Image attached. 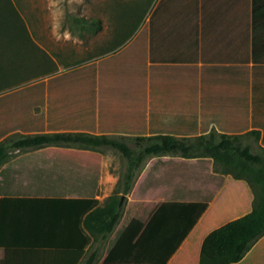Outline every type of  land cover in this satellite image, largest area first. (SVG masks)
<instances>
[{
    "label": "crops",
    "instance_id": "obj_1",
    "mask_svg": "<svg viewBox=\"0 0 264 264\" xmlns=\"http://www.w3.org/2000/svg\"><path fill=\"white\" fill-rule=\"evenodd\" d=\"M143 26L147 27L143 61L148 69L144 88L133 89L135 84H141L142 78L139 74L137 81L122 77L126 72L120 75L117 73L121 72H111L105 82L107 94L102 97L98 93L97 76L94 99L91 91L80 85L69 90L59 82L51 95L45 88L42 105H35L30 98H15L11 106L1 107V129L7 120L14 123L30 117L38 118L36 123L42 120L39 125L44 126V132L80 131L79 124H84L85 120L91 122L94 116L96 123L101 117L113 128L110 130H120L137 124L146 116L149 125L159 127L197 126L198 131L190 133L192 135L201 133L202 126L207 127L205 133L215 130L243 134L252 149L257 142L259 151L264 150V0H156L153 13ZM143 26L129 36L120 49L127 46ZM239 66L248 67V79L241 76ZM227 67L235 69L229 74V70L223 69ZM245 122L246 127L241 131L230 129ZM252 131L260 133L259 140L250 133ZM32 132L36 131H0V141L17 133ZM108 134L127 135L117 131ZM55 147L57 149L52 150ZM73 148L50 145L44 149L52 155ZM13 152L19 155L21 151ZM213 165L211 160L212 171ZM163 188L171 191L163 194ZM257 196L258 191L245 179L231 175H225L223 186L210 201L172 199V189L160 186L149 190L143 198L139 195V200L131 197L127 210L137 201H143L144 207L135 210L126 224V213H123L121 221L105 240L91 239L82 248L81 238L74 240L69 231H62L59 236L52 234L49 210L41 209L44 203L36 199L44 197L0 196V249L32 248L33 254L28 260L32 264H45L53 256L59 264H80L95 250L99 254L97 264H200L206 236L249 213ZM96 198L103 203L99 195ZM4 202L8 203V212H5ZM14 204L20 210L17 216L11 212ZM35 211L42 218H37ZM174 211L179 212L174 215ZM175 223L185 233L184 238L176 248L160 251V242ZM59 239L64 243L54 249L52 244ZM235 264H264V235Z\"/></svg>",
    "mask_w": 264,
    "mask_h": 264
},
{
    "label": "trees",
    "instance_id": "obj_2",
    "mask_svg": "<svg viewBox=\"0 0 264 264\" xmlns=\"http://www.w3.org/2000/svg\"><path fill=\"white\" fill-rule=\"evenodd\" d=\"M76 22L79 23L81 20L76 19ZM89 22L93 23V28H100V24L95 19L82 20L81 24ZM146 42L147 27L143 26L127 46L118 51L113 48L114 52L107 57L89 64H80L58 75L37 79L34 84L16 89L8 93L9 95L1 96L0 108L11 106L15 102V98H30L35 102V105H42L45 88L51 95L59 82L66 85L65 87L69 90H75V85H80L82 89L91 91L94 99L97 76L99 78L98 93L102 97L107 94L105 82L108 81L111 72H121L117 73L118 75L126 72L127 74L124 73L122 77H130L136 81L139 74L142 78L141 84H135L133 89H137L139 86L144 88L148 73L146 63L143 61L146 54ZM1 53L7 56L3 62H7L8 68L13 69L9 68V72L17 73V69L21 67L30 72L34 71L30 77L47 76L54 73V61L34 41L12 0H0ZM16 58H19L21 62L23 60L19 67L14 64ZM30 65H33L32 69L29 68ZM238 68L241 70V76L248 79V67L239 66ZM223 69L229 70L227 73L231 74V70L235 67ZM21 91H27L26 95L20 96ZM11 96L13 98L8 99ZM93 109H95V105ZM143 118L133 126L110 130L113 128L107 126L101 117L96 123L93 116L91 122L85 120L84 124H79V129H82L80 131L59 132H44V126L39 125L42 120L36 123L38 118L32 120L28 117L25 121L15 120L14 123L7 120L2 129L0 127L1 132L13 129L36 132L21 133L19 136L11 135L0 141V196L77 197L75 201H78V205L81 204L74 206L78 208L77 213L70 214L69 220L73 219V221L69 222L67 226L64 224L62 231H69L74 240L81 238L82 248L89 240H105L114 231L123 217L124 195H127L132 188L134 172L151 157H156V159L138 186L141 198L149 190L164 186L172 189V199L210 201L223 186L225 175L232 174L236 178L245 179L258 191V196L249 213L225 223L206 236L201 248L200 264H235L240 262L253 243L264 235V150L254 152L243 134L218 133L215 130L205 133L207 127L202 126L201 133L192 135L190 133L198 131L197 126L192 128L175 127V129L167 126L159 127L153 124L149 125L146 116ZM243 127H246V122L239 126L237 124L230 129L241 131ZM109 131L127 133V135L108 134ZM250 133L259 140L260 133L258 131ZM129 137L134 141L135 148H132L125 140H128ZM50 145L77 149L58 151L51 155L49 150L44 149ZM98 147L114 148L127 159L123 188L116 189L103 203H100L96 198L99 195L102 176V156L96 150ZM15 150L21 152L13 157L12 153ZM165 155H178L182 159L163 160L162 156ZM211 160L218 167H223L224 173L212 171L209 167ZM37 205L36 208H40ZM41 206L49 210V207L44 204ZM143 207V201L134 203L126 211L124 224L131 220L135 210ZM35 214L37 218H42L38 211ZM44 218L46 219V217ZM48 218L52 234L58 233L59 236L62 227L59 231L57 227L56 229L52 227L50 210ZM78 234L80 237H75ZM184 234L179 224L175 223L169 230V235L160 242V251L176 248L184 238ZM57 243L52 244L54 249L61 247L60 239ZM30 254H33L32 248L4 247L0 249V264H32L28 261ZM98 256V251L95 250L80 264H97ZM54 258V256L49 257L45 264H59Z\"/></svg>",
    "mask_w": 264,
    "mask_h": 264
},
{
    "label": "rangeland",
    "instance_id": "obj_3",
    "mask_svg": "<svg viewBox=\"0 0 264 264\" xmlns=\"http://www.w3.org/2000/svg\"><path fill=\"white\" fill-rule=\"evenodd\" d=\"M12 1L23 17L32 38L49 54L54 61L55 68L53 69L54 73L48 74L47 76L30 77L34 71L30 72L24 70L25 68L19 67L20 64L23 63V60L21 62L19 58H16V63L14 64L16 67H19L17 69L18 72H9L11 68H8L7 62H3L7 59V56L1 53L0 97L9 95L8 93L16 89L34 84L37 79L58 75L81 63L106 56L112 52L113 48H116V50L120 49L128 37L134 32L136 33L140 26L144 25L146 18L153 13L156 2V0ZM76 19H80L81 22L77 23ZM93 19L100 24V28H93L92 22L81 24L82 20L91 21ZM134 25H137L136 29ZM27 63L28 60L26 64ZM32 66L30 65L29 68L31 67L32 69ZM26 92L27 91H21L19 95L25 96ZM12 98L13 96L8 97V99ZM20 134L21 133H17L12 136H19ZM130 138L131 137L125 140L132 148H135V143ZM56 149L55 147L52 150ZM259 149V143L255 142L253 144L254 152H259ZM96 150L102 156L101 163L103 166L99 198L100 200H105V198L116 189L120 190L123 188L125 173L127 171V159L118 150L111 147H98ZM16 155L17 152L12 153L13 157ZM162 158L182 159V157L178 155H165L162 156ZM155 159L156 157L149 158L135 170L131 182L132 188L127 195H124V214L126 213L129 200L133 198L132 195H135L133 200H139V183L147 172L151 161L153 162ZM212 167L216 172L224 173L225 171L223 167H218L216 164ZM226 175L233 176L232 174ZM170 191V189L163 188V194H168ZM249 194L251 195V193ZM36 199H39L37 200L38 202H43L46 207H49L52 227H55V229L57 227L58 231L60 227H62L60 232H62L64 224L67 226L69 222L73 221V219H71V221L69 220L70 214L73 212L77 213L78 208L74 207L76 204L78 205V201H75L76 198L44 197ZM80 204L81 203H79V205ZM3 207L6 209L5 212H8V203L4 202ZM17 207L18 206L14 204L11 209L14 216L20 213ZM42 208L43 207H41V209ZM177 213L175 212L174 215ZM64 228L66 227L64 226ZM63 243L64 242L61 244Z\"/></svg>",
    "mask_w": 264,
    "mask_h": 264
}]
</instances>
